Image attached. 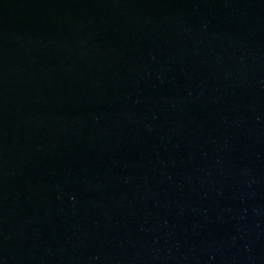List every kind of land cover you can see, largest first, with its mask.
<instances>
[{"label": "water", "instance_id": "1", "mask_svg": "<svg viewBox=\"0 0 264 264\" xmlns=\"http://www.w3.org/2000/svg\"><path fill=\"white\" fill-rule=\"evenodd\" d=\"M0 264H264V0H0Z\"/></svg>", "mask_w": 264, "mask_h": 264}]
</instances>
